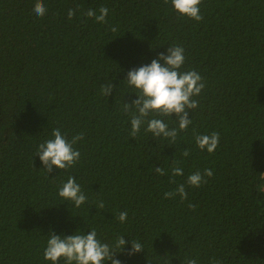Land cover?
I'll list each match as a JSON object with an SVG mask.
<instances>
[{
  "label": "trees",
  "instance_id": "trees-1",
  "mask_svg": "<svg viewBox=\"0 0 264 264\" xmlns=\"http://www.w3.org/2000/svg\"><path fill=\"white\" fill-rule=\"evenodd\" d=\"M35 2L0 0V264H51L50 234L92 229L110 246L125 239L121 264H264V0H202L201 21L170 0H42L43 17ZM101 6L107 23L84 15ZM171 45L184 48L180 71L205 82L192 123L174 143L146 124L133 138L123 103L138 97L127 73ZM105 83L115 86L107 98ZM155 118L178 129L175 114ZM57 128L84 138L77 163L48 174L36 152ZM212 132L216 150H200L196 136ZM173 167L183 175L172 177ZM206 168V183L187 185ZM69 177L86 196L79 208L58 195ZM180 184L186 200L165 198ZM131 241L143 250L129 256Z\"/></svg>",
  "mask_w": 264,
  "mask_h": 264
},
{
  "label": "clouds",
  "instance_id": "clouds-1",
  "mask_svg": "<svg viewBox=\"0 0 264 264\" xmlns=\"http://www.w3.org/2000/svg\"><path fill=\"white\" fill-rule=\"evenodd\" d=\"M167 4L169 0H164ZM173 10L179 15L185 16L195 21H201L203 16L200 14L202 0H170ZM33 12L39 17H43L47 9L42 0H36ZM99 15L96 11L89 9L84 15L95 19L99 23H107L108 8L101 6ZM76 14V10L69 9L67 16L71 20ZM115 27L111 31L115 32ZM163 61V65L160 63ZM185 63L184 48L179 45H171L167 48V54L159 53L156 59L150 64L142 65L139 68H133L127 73L124 81L129 88L135 89L133 93L138 97L131 103H123V110L129 114L131 123L130 135L135 138L140 132L143 125L146 133H151L154 138L163 136L170 138L174 143L178 134V130H186L192 123L189 119V110L198 107L199 101L194 99L205 88V82L201 75L195 70L181 72L180 69ZM112 83L101 85V94L108 97L114 90ZM175 114L178 123L177 128H169L168 124L160 118L155 117H172ZM149 117H152L149 119ZM52 139H47L41 143L36 152V156L43 165L44 170L50 174L53 169L65 170L74 166L80 157V152L74 148V145L83 140L84 134L79 133L68 140L62 135L59 128L52 132ZM196 144L200 150H206L213 153L219 144V133L212 132L210 135H197ZM187 157L189 152L185 150L182 153ZM155 171L158 175H165V169L156 167ZM172 177L182 176L183 169L173 167L171 169ZM211 169H204L203 174L196 171L187 177L186 183L191 187H199L202 183H206L205 177H212ZM170 183L174 182L170 178ZM58 195L66 201L74 203L79 208L85 201L86 196L81 191L80 185L76 183L75 178L69 177L66 183H62ZM165 198H173L179 195L181 202L187 199L185 185L180 184L174 192H166ZM98 208L104 207V202L100 201ZM189 204V208H194ZM119 221L123 223L127 218V212L119 213ZM127 242L122 236L116 238L115 244L110 246L108 243H102L97 239L95 229L87 234L78 231L69 236H59L50 234L44 250V259L50 261L51 264H60L63 260L64 264H105L111 261V264H121V261L115 259L117 251H123ZM141 243L131 241V250L128 255L142 251ZM186 264H197L195 259L189 258ZM210 264H220L218 260H212Z\"/></svg>",
  "mask_w": 264,
  "mask_h": 264
}]
</instances>
